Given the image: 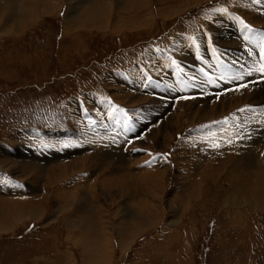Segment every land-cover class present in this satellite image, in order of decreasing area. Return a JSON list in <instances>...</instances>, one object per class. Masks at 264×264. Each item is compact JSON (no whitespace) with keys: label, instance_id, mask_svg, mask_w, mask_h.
Listing matches in <instances>:
<instances>
[{"label":"rangeland","instance_id":"obj_1","mask_svg":"<svg viewBox=\"0 0 264 264\" xmlns=\"http://www.w3.org/2000/svg\"><path fill=\"white\" fill-rule=\"evenodd\" d=\"M18 197L0 264H264V0H0Z\"/></svg>","mask_w":264,"mask_h":264},{"label":"bare ground","instance_id":"obj_2","mask_svg":"<svg viewBox=\"0 0 264 264\" xmlns=\"http://www.w3.org/2000/svg\"><path fill=\"white\" fill-rule=\"evenodd\" d=\"M184 1V0H183ZM145 3H146V0H145ZM103 12V9L100 8L96 14L97 16H94V18H97L99 17L98 14H101ZM17 13H18V16H13L11 14H6L4 17H5V21L7 24L11 25L12 26V23L18 25V22L19 20H22L23 21V15H21V11H20V8H18L17 10ZM30 15L29 17H32L33 16V12L30 10ZM102 17V16H101ZM100 18V17H99ZM27 19V18H26ZM93 19V16H90L89 17V20H92ZM237 22V21H236ZM15 28V27H14ZM6 29V27H5ZM17 29V28H15ZM229 34V33H228ZM234 79V78H233ZM223 89V88H222ZM177 114V113H176ZM178 115V114H177ZM178 118V117H177ZM72 167V166H71ZM65 169V168H64ZM68 171V170H67ZM148 173V172H147ZM256 182V181H255ZM239 185V184H238ZM20 188V187H19ZM158 189V188H157ZM110 190V189H109ZM33 198V197H32ZM233 199V198H232ZM4 201L2 202V205L1 206V210H0V230H7L9 228L12 227V225H14L16 222L24 219V218H29V217H35L37 216V209H33L31 210L32 208L29 207V208H26L28 206V204L32 202V199H29V198H20L18 197L17 200L16 199H9V200H6V199H3ZM34 200V199H33ZM82 202V201H80ZM256 204V203H255ZM69 205V203H68ZM95 205L96 207L98 208V205L95 201ZM75 206V204H74ZM253 206V204H252ZM79 207V206H78ZM77 208V207H76ZM80 208V207H79ZM78 209V208H77ZM76 210V209H75ZM80 210H76V212H79ZM27 212V213H26ZM39 216V214H38ZM106 216V214H104V217ZM106 218V217H105ZM80 221V219H79ZM79 223V222H78ZM84 225V224H83ZM81 228V226H80ZM84 228V227H83ZM86 228V227H85ZM82 229V228H81ZM133 230V229H132ZM89 246V245H88ZM99 246V245H98ZM98 246H95L96 247V252H94V250H90V246L87 248V245L84 244L83 246V256H84V261L86 263V260H87V251L86 249L89 251V254L91 252V255L94 256L93 258V262H96L97 259L95 258L96 253L99 251L98 253V257L102 260V259H105L106 260V256H107V251L103 250L98 247ZM107 247V246H106ZM88 254V256H89Z\"/></svg>","mask_w":264,"mask_h":264},{"label":"snow or ice","instance_id":"obj_3","mask_svg":"<svg viewBox=\"0 0 264 264\" xmlns=\"http://www.w3.org/2000/svg\"><path fill=\"white\" fill-rule=\"evenodd\" d=\"M174 63H175V61H174Z\"/></svg>","mask_w":264,"mask_h":264}]
</instances>
